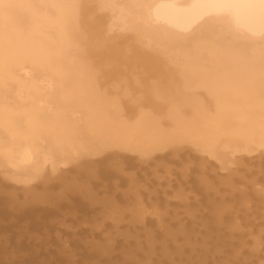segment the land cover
<instances>
[{"label":"bare ground","instance_id":"obj_1","mask_svg":"<svg viewBox=\"0 0 264 264\" xmlns=\"http://www.w3.org/2000/svg\"><path fill=\"white\" fill-rule=\"evenodd\" d=\"M8 14L13 21L7 26L2 17ZM128 65L135 70L131 72ZM0 68L12 82L7 86L9 79H0V169L11 177L7 181L25 178L26 187L38 182L49 190L54 187L47 183L52 177L65 178L68 185V178L78 181L68 174H86L96 177L97 184L79 182L75 192L95 193L97 187H110L116 170L124 176L137 168V158L143 163L152 159L157 167L178 164L183 156L180 146H188L187 133L194 127L190 117L196 110L208 114L210 143L215 144L216 155L233 182L234 156L225 157L220 151L232 149L229 140L244 139L250 131L231 128L229 113L242 125L245 120L253 124L255 117L248 110L264 114V0H0ZM184 79L188 83L182 92ZM111 96L118 97L115 112L109 108L114 104L108 101ZM9 119L16 126L15 131L10 128L14 132L4 130ZM215 125L224 126L223 135ZM253 128L242 143L252 141L257 149L240 148L238 154L247 152L255 159L253 173L245 170L251 174L248 177H258L234 180L248 183L253 192L233 185V195L225 200L250 203L251 193L259 197L258 204L245 206L263 210L257 205L261 201L264 205V186L259 187L264 182V131L259 132L264 122ZM118 136L121 143L116 147L111 138ZM49 156L56 169L47 173L46 168L53 167ZM65 156L79 158L66 164L63 174L59 163ZM242 162L245 166V159ZM78 195L67 208H76L77 200L81 203ZM222 207L227 208L225 202L211 205L214 218L223 222L239 211L225 209L220 216ZM25 210L31 219L41 215ZM0 213L16 217L5 204ZM256 213H252L254 220L260 215ZM250 221L246 227L255 223ZM236 224L237 229L243 228ZM227 229L234 232L232 225ZM249 232L255 240L247 250L259 258L264 230ZM245 235L244 231L241 242ZM236 249L234 254L240 251Z\"/></svg>","mask_w":264,"mask_h":264},{"label":"rangeland","instance_id":"obj_2","mask_svg":"<svg viewBox=\"0 0 264 264\" xmlns=\"http://www.w3.org/2000/svg\"><path fill=\"white\" fill-rule=\"evenodd\" d=\"M2 18L7 26L13 21L10 14ZM14 27L12 28L15 30L19 29ZM128 67L131 68V72L135 70L132 65H128ZM1 72L0 75L4 76H0V79L1 81L9 79V82H6L8 86L12 83L10 77L8 78V74L3 70ZM69 77L71 76H66V78ZM187 83V80H182L180 89H184ZM121 96L124 97L123 94ZM115 98L118 97L111 96L108 101L114 103ZM5 108L2 106V109ZM109 108L115 112L119 106L114 103ZM247 112L253 113V117H255L253 124L245 120L242 125L235 118L234 113H229L233 117L230 119L233 124L231 128L242 127L252 133L254 126L259 127L263 124L264 114L261 110H248ZM192 113L190 122L194 124V127H190L187 133L190 137L187 141L188 146H180L183 155L180 158L182 160L180 163L171 162L167 167H157L153 165L152 159L143 163L137 158L135 163L138 169L135 168L129 171V174L126 173L127 179L115 168L116 172L113 170L115 173L110 187L106 186V189L97 187L95 193L86 190L75 192L78 190L76 185L79 186V182H88L91 186L97 184L96 177H93L95 178L93 180L86 174H68V177L73 174L78 178L77 183L74 180L70 181L75 178H68V185L64 182L65 178H60L62 180L60 181L58 178L52 177L54 180L50 179L47 183H52L54 187L46 190L43 184L40 186L38 182H35L34 186L32 182L33 184L26 187L25 178L9 179L12 181L8 180V182L5 178L11 177L0 169V212L5 204L7 210L11 211L12 209V214L16 216L6 218L0 213V218H2L0 219V260L3 258L0 264H52V259H56L55 264H226V261L229 262L227 264H264V253L261 254L264 252V243L263 249L261 248L263 251L260 249L261 252L260 250L258 252L261 254H259V258L257 251L255 252L257 257H255L249 253L250 249L247 250L254 246L255 240V236L250 235L249 231L264 230V220L261 218L262 212L264 214V205H261L263 201L257 205L263 210L251 209L256 207L259 197L251 196L253 191L248 183H234V180L238 178L245 181L250 178L257 179V174L248 177L251 171V174L253 173L255 166L252 165V162L255 159L250 157L247 152L238 154L240 152L238 149L244 147L255 151L257 144L252 141L242 143V140H245L249 134L247 133L244 135V139H239L241 137L236 136L229 140L232 149L230 147L227 150L225 147L222 148L221 155L226 157V155L232 154L234 156L231 159L234 166L231 168L234 177L231 182V177L225 173L224 166L226 164L218 153L216 155V149L213 147L215 144L210 143L212 124L209 123L208 114L196 110ZM16 115L18 114L13 117ZM177 115L181 116V111ZM7 122L4 130L7 128L12 132L16 126L10 122V119ZM1 129L2 127H0ZM214 129L221 131L222 135L225 132L224 126L215 125ZM260 131H264V128H260ZM14 135L16 134L14 133ZM112 139L118 147L121 143L119 136ZM82 147L88 148L84 145ZM79 157H82V154ZM79 157L77 156L74 160H68L67 156L62 158L59 163L62 173H67L66 164L76 163ZM243 159H245V166H242ZM239 162L241 167L236 166ZM48 163H54L50 156ZM138 163L140 164L138 165ZM48 168H46L47 173L56 169L55 164L52 169ZM247 168H250V172L245 170ZM133 174L135 176H130ZM85 175L86 177H84ZM85 178L86 180H84ZM57 184L58 186H56ZM233 185L240 189L243 188L245 192H251L249 193L251 202L244 203L241 199H235L236 201L232 203L230 200H225L233 195V189L231 190ZM261 186H264V182L260 183L259 187ZM71 187L72 189H70ZM76 195L81 203L78 204L77 200V207L71 210L66 205L70 204ZM223 201L228 209L222 207L220 216L225 209L226 211L234 208L239 210L238 212L234 210V216L228 218L227 221L224 219V222L220 217L214 218L211 209V205L214 204L222 206ZM246 203L251 208H247ZM27 208L32 209V213L41 215L31 219V215H25L28 213L25 210ZM251 212H257L256 214L260 215L254 220L256 215ZM231 213L233 211L227 214ZM238 216L240 217L237 218ZM213 219L217 221L218 225L221 224V229L217 224L215 225ZM249 219H251L250 222L255 223L246 227V222L248 223ZM236 222L244 230L237 229ZM229 225L234 227V232L227 229ZM216 227L220 230H216ZM244 231L246 235L241 242L242 237L240 238V236ZM204 239L205 241H203ZM239 246L240 251L237 252ZM234 249L237 250L236 254L233 253ZM241 254L245 258L239 256Z\"/></svg>","mask_w":264,"mask_h":264}]
</instances>
